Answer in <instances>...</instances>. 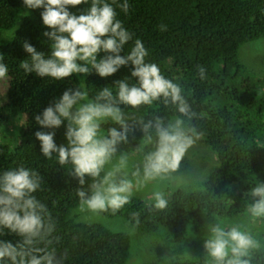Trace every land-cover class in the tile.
Wrapping results in <instances>:
<instances>
[{
  "label": "trees",
  "instance_id": "16d2710c",
  "mask_svg": "<svg viewBox=\"0 0 264 264\" xmlns=\"http://www.w3.org/2000/svg\"><path fill=\"white\" fill-rule=\"evenodd\" d=\"M107 2L115 8L123 26L134 34L121 55L131 50L136 39L144 43L149 52L146 61L156 63L165 78L182 88V95L197 113L191 121L184 118L185 124L195 125L202 133L195 144L208 148L217 164L196 188L168 187V206L164 210H150L154 201L132 197L116 213H99L122 217L140 233L163 232L169 238L172 235L177 243L185 238L194 243L191 247L195 251H181L176 261L145 264H211V258L202 255L206 253L202 243L209 233L208 226L215 221L225 228L238 226L257 239L260 247L252 250L251 264H264V218L254 219L246 213L252 203L251 189L264 183V77L260 75L262 71L250 72L239 59L243 45L264 38V0H128V13L117 7L123 0ZM90 4L91 0H87L75 8L69 6V10L79 15ZM43 10L27 8L23 0H0V30L16 28L11 40L0 41V63L8 67L6 77L0 78L7 84L4 99L0 93V174L24 166L40 176V188L33 195L46 206L55 224L47 246L55 249L58 256L66 254L63 264H126L129 237L81 221L76 194L81 185L72 175V166H61L55 153L49 159L41 152L35 132L55 131L56 144H66L67 121L58 129H46L35 116L68 88L80 87L93 98L104 87L115 95L116 81L126 79L134 84L136 80L129 66L105 78L95 70L90 75L74 73L62 80L26 72L20 67L24 60L31 63L30 54L23 48L25 42L45 57L51 53L52 42L43 34L50 31L43 24ZM160 25L166 30L162 31ZM104 55L99 53L98 59ZM200 66L205 69L203 79ZM120 107L138 117L127 122L131 129L128 142L118 146L117 154L138 153L141 163L144 154L154 148L155 134L151 142L144 139L139 121L147 122L154 115L168 121L180 115L174 107L165 106L162 98L138 109ZM111 127L122 131L119 125L109 122L103 125L102 133L106 135ZM187 170L189 158L184 156L175 174ZM85 180L83 187L87 190L92 178L86 176ZM0 239L15 244L20 237L3 229Z\"/></svg>",
  "mask_w": 264,
  "mask_h": 264
},
{
  "label": "clouds",
  "instance_id": "9594fccd",
  "mask_svg": "<svg viewBox=\"0 0 264 264\" xmlns=\"http://www.w3.org/2000/svg\"><path fill=\"white\" fill-rule=\"evenodd\" d=\"M86 3L87 0H23L29 9H44L42 21L50 31L43 34L52 44L50 55L45 57L25 42L23 48L30 54L31 63L24 60L20 67L55 80L69 78L74 73L90 75L92 70L105 78L121 67H130L136 83L129 84L126 79L116 81L115 95L108 87L93 98H89L85 89L68 88L42 114L35 116L36 122L46 129H58L67 121L66 144H56L55 131H36L35 137L40 141L44 157L50 159L55 153L61 166H72V175L81 185L76 189L81 210L116 213L130 203L134 191L177 172L188 148L202 133L195 125L185 124L184 118L191 121L197 113L182 95L180 85L165 78L156 63L146 61L149 52L140 39L134 41L126 55H121L134 34L117 18L112 4L107 0H91L90 7L79 15L69 10V6L75 8ZM117 7L128 13L130 5L128 0H123ZM159 27L166 30L164 25ZM101 52L106 55L98 59ZM204 71L200 66L202 79ZM7 74V65L0 63V78ZM161 98L165 106L174 107L180 115L175 120L166 121L165 117L154 115L152 120L139 121L144 139L151 142L154 133L155 143L153 150L144 154L142 163L129 171L127 152L117 154L118 146L128 142L131 130L120 106L138 109ZM109 119L122 131L111 127L106 135L101 134L102 123ZM114 159L116 163H112ZM109 164L111 168L105 171ZM86 176L92 178L87 190L83 187ZM40 184V176L24 166L0 174V230L6 229L7 233L20 237L15 244L0 239V264H63L66 254L58 256L55 249L49 250L47 246L51 244L55 224L46 206L33 195ZM251 197L246 213L254 219L264 218V183L251 189ZM153 198L154 206L150 210L167 208L168 200L162 191H155ZM208 232L204 248L211 264H251L252 250L260 247L257 239L238 226L225 228L215 221L208 226Z\"/></svg>",
  "mask_w": 264,
  "mask_h": 264
},
{
  "label": "rangeland",
  "instance_id": "374dc122",
  "mask_svg": "<svg viewBox=\"0 0 264 264\" xmlns=\"http://www.w3.org/2000/svg\"><path fill=\"white\" fill-rule=\"evenodd\" d=\"M16 34V28L11 30H0V41L6 42L11 40ZM240 61L248 68L250 72L260 73L261 77H264V38L255 40L242 46L239 52ZM259 78V77H258ZM7 89V84L4 79H0V93L1 99H4V95ZM126 122L134 121L137 119L138 114L134 112H124ZM173 118L172 120H175ZM114 123L110 119L102 123L101 134L104 135L103 125L106 123ZM10 129L12 128L9 125ZM194 144L188 148L185 153V157L189 158V170L186 172H181L180 174L172 173L170 176L164 179H158L153 182H149L145 187L134 191L132 197L144 200V201H154L153 193L155 191H162L166 195V189L168 187H188L189 189L196 188L199 183H202L208 178L211 168L214 167L216 163L215 156L207 148ZM129 171L134 169V166L141 164L138 153H134L129 156ZM112 163H116L114 159ZM111 164L106 165L105 171L111 168ZM169 189V188H168ZM79 214V219L84 222H91L106 229L115 232L125 234L130 239V255L126 264H145L148 262L155 261H172L174 259L178 260L181 251L193 252L194 248L191 247L193 242L191 238H185L180 243L175 242L165 235L163 232H158L155 234H146L138 232L128 221L124 220L122 217L110 218L101 215L99 212H91L88 210H77ZM234 226V225H232ZM209 238V233L207 238ZM205 239V240H206ZM204 240V242H205ZM204 242L202 247L204 248ZM205 249V248H204ZM184 255V254H182ZM206 256V253H202ZM174 260V261H176Z\"/></svg>",
  "mask_w": 264,
  "mask_h": 264
}]
</instances>
